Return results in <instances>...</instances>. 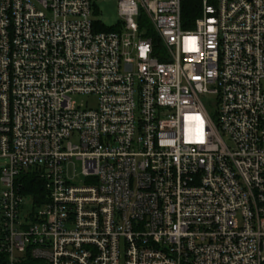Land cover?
Instances as JSON below:
<instances>
[{
    "label": "built area",
    "instance_id": "built-area-1",
    "mask_svg": "<svg viewBox=\"0 0 264 264\" xmlns=\"http://www.w3.org/2000/svg\"><path fill=\"white\" fill-rule=\"evenodd\" d=\"M98 1L0 0L9 264H264V0Z\"/></svg>",
    "mask_w": 264,
    "mask_h": 264
},
{
    "label": "trees",
    "instance_id": "trees-1",
    "mask_svg": "<svg viewBox=\"0 0 264 264\" xmlns=\"http://www.w3.org/2000/svg\"><path fill=\"white\" fill-rule=\"evenodd\" d=\"M200 0H186L183 4V19H194L199 14ZM104 29V28H103ZM106 31L108 29L105 28ZM112 30V29H111ZM110 31V30H109ZM23 194L27 196H34L38 199V196L43 194V184L36 176H26L22 178ZM39 202V201H38ZM3 237L0 233V264H9V257L7 254L1 251ZM19 264H45L41 261L33 259L30 255H26L22 258Z\"/></svg>",
    "mask_w": 264,
    "mask_h": 264
},
{
    "label": "rangeland",
    "instance_id": "rangeland-1",
    "mask_svg": "<svg viewBox=\"0 0 264 264\" xmlns=\"http://www.w3.org/2000/svg\"><path fill=\"white\" fill-rule=\"evenodd\" d=\"M101 15V20L107 25V26H113L117 23L119 20V12H118V1L117 0H111V1H104L100 0L97 3ZM94 102V99L91 100V103ZM3 164V162L0 161V166ZM80 169L77 168V173L79 174Z\"/></svg>",
    "mask_w": 264,
    "mask_h": 264
}]
</instances>
